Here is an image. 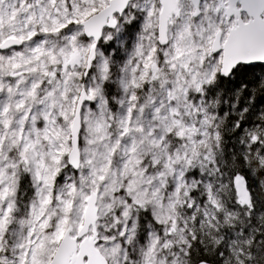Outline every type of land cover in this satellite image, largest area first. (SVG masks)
<instances>
[{
	"label": "snow or ice",
	"instance_id": "1",
	"mask_svg": "<svg viewBox=\"0 0 264 264\" xmlns=\"http://www.w3.org/2000/svg\"><path fill=\"white\" fill-rule=\"evenodd\" d=\"M0 264H264V0H0Z\"/></svg>",
	"mask_w": 264,
	"mask_h": 264
}]
</instances>
